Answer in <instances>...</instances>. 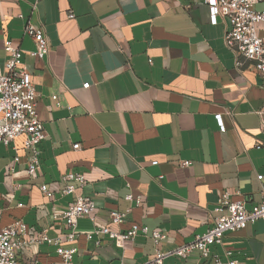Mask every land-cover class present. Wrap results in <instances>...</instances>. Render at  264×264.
Masks as SVG:
<instances>
[{
  "label": "crops",
  "instance_id": "obj_1",
  "mask_svg": "<svg viewBox=\"0 0 264 264\" xmlns=\"http://www.w3.org/2000/svg\"><path fill=\"white\" fill-rule=\"evenodd\" d=\"M28 21L48 41L40 59L29 54ZM226 28L220 16L210 22L201 0H0V68L9 39L23 51L46 134L33 176L25 172L22 138L0 143V228L21 219L27 239L62 237L64 247L76 248L74 264H152L156 250L188 245L212 226L222 191L248 208L262 201L264 132L256 111L264 89L250 64H236ZM69 170L84 182L62 194L60 177ZM76 195L94 200L95 217L78 218V235L68 242L62 215ZM112 209L126 213L120 225L109 223ZM133 223L147 233L123 247L107 235L86 238L97 227L124 231ZM153 230L164 235L156 243ZM56 247L28 243L18 262L60 264ZM212 255L219 264H264V219L227 231L206 258L192 250L163 264H217Z\"/></svg>",
  "mask_w": 264,
  "mask_h": 264
},
{
  "label": "built area",
  "instance_id": "obj_2",
  "mask_svg": "<svg viewBox=\"0 0 264 264\" xmlns=\"http://www.w3.org/2000/svg\"><path fill=\"white\" fill-rule=\"evenodd\" d=\"M197 1V0H194ZM208 7L210 22L215 24L220 16L227 21L224 32L225 45L236 56V64L242 67L245 63L252 66L254 71L261 77V85L264 89V34L259 32V25L264 24V0H201ZM69 17L73 14L69 13ZM24 33L29 35L34 43V49L29 54L35 58H42L48 52V41L43 29L28 21L24 26ZM4 51L7 54L3 67L0 68V143L8 146L16 138H22V146L27 151L25 172L33 176L40 169L39 143L45 138V129L36 111L37 90L31 81L30 72L22 62L23 51L12 43L4 41ZM88 87L89 83L83 84ZM56 99V95H52ZM259 115V128L264 132V103L257 109ZM215 118L220 130H224L221 114ZM259 146V145H258ZM74 149L79 148V143H73ZM14 162L18 156H14ZM181 165L188 166L190 161H182ZM13 172V168L9 169ZM258 180L264 181V175L258 174ZM63 183L60 192L71 194L76 190V183L83 184L84 177L80 172L67 171L60 177ZM40 190L47 196H51L45 184ZM264 196V195H263ZM128 200H133L131 194L126 195ZM134 201L141 203L140 198ZM21 205V204H20ZM218 214L213 218V224L204 233L196 235L193 242L176 247L168 251L156 250L152 264H163L165 258L171 256H185L188 252L196 250L204 258L210 254V247L222 243V238L227 231L243 229L247 223L264 219V198L257 204L247 207L245 200H232L228 191H222L217 199L214 209ZM96 204L86 195H76L63 212V220L68 229L65 240L73 242L78 235L76 223L78 218L87 217L91 220L95 217ZM0 207V215H1ZM126 213L112 209L109 211V223L120 225L125 220ZM138 232L147 233V227L133 223L128 229L118 231L108 225L94 228L86 232V238L91 239L94 235L100 237L107 235L115 245L123 247L127 241L134 239ZM28 228L21 219H15L6 226L0 228V264H19L17 255L19 250L28 243H54L57 245L56 253L60 264H74L73 255L76 248L64 247L62 237L51 238L45 233L26 238ZM151 237L156 243L164 235L158 230L151 231ZM99 240L95 243L99 244ZM215 263H220L218 255H212ZM229 264H236L235 260H229ZM47 264H55L49 262Z\"/></svg>",
  "mask_w": 264,
  "mask_h": 264
},
{
  "label": "rangeland",
  "instance_id": "obj_3",
  "mask_svg": "<svg viewBox=\"0 0 264 264\" xmlns=\"http://www.w3.org/2000/svg\"><path fill=\"white\" fill-rule=\"evenodd\" d=\"M167 258H165L164 260H166ZM167 261V260H166Z\"/></svg>",
  "mask_w": 264,
  "mask_h": 264
}]
</instances>
